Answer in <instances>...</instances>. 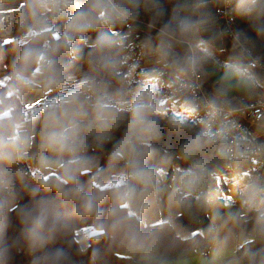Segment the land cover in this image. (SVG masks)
Returning a JSON list of instances; mask_svg holds the SVG:
<instances>
[{
	"label": "crops",
	"instance_id": "0c3cea01",
	"mask_svg": "<svg viewBox=\"0 0 264 264\" xmlns=\"http://www.w3.org/2000/svg\"><path fill=\"white\" fill-rule=\"evenodd\" d=\"M25 1L0 0V38L3 40L10 39L9 31L20 21V8ZM231 1L238 6V0ZM41 2L44 13L45 2ZM68 2L63 22L69 42L84 41L93 45V40L85 36L86 19L77 0ZM107 2L101 18L126 47L133 50L142 41L145 73H132L129 82L118 87L100 78L99 69L85 60L81 72L68 77L58 97L48 99L50 88L45 70L50 59L49 44L43 47L34 71L18 74L15 85L9 83L8 74L0 73V86L6 87L8 95L16 96L26 109L25 118L15 125L13 137L0 134V189L7 191L0 201V264H5L1 248L6 243L8 214L18 203L16 188L26 180L28 172L48 177L50 171L58 170L64 163L61 151L48 147L52 138L60 142L65 134L72 138L90 134L100 143L110 141L129 162L132 143L113 135L116 128L125 127L142 142L159 144L179 157L194 161L200 168L225 161V141L203 122L201 109L171 97V80L163 73L165 65L176 78L184 76L195 65L204 74L205 96L214 105L224 107L228 121L242 123L248 128L250 139L264 147V118L254 122L241 112L264 100V72L248 68L244 56L226 37L222 22L216 16L222 0H181L179 20L174 19L169 0ZM122 21L130 28L123 30ZM239 23L245 26L242 30L245 36L248 32L255 36L258 48L246 38L257 50L255 53L264 59V0H255L245 21L240 15ZM30 28L35 32L28 34L27 31L19 39L20 44L50 29L45 21ZM46 47L48 54H43ZM8 114L9 109H5L0 118ZM184 171L176 168L169 183L163 170L129 175L120 165H111L103 172L94 170L91 175L101 189L125 185V206L144 225L169 224L179 237L186 239L190 233L176 222L182 212L180 196H198L203 177ZM223 184L227 186V193ZM216 196L225 198L227 207L209 256L198 249L163 254L158 246L124 251L120 256L130 259L132 264H243L238 249L255 238V232L246 231L244 223L252 210L264 213V175L254 164L242 173L226 170L222 165L213 170L210 182L209 198ZM94 233L92 228L77 232L82 264H96L88 251V240ZM22 264H46V257L34 247H25ZM66 264L76 262L71 260Z\"/></svg>",
	"mask_w": 264,
	"mask_h": 264
},
{
	"label": "trees",
	"instance_id": "16d2710c",
	"mask_svg": "<svg viewBox=\"0 0 264 264\" xmlns=\"http://www.w3.org/2000/svg\"><path fill=\"white\" fill-rule=\"evenodd\" d=\"M169 1L174 19L179 20L181 0ZM254 1L238 0L237 10L242 21H245ZM77 4L86 19L85 36L93 40V45L84 41L69 42L63 21H57L50 29L20 44L19 39L28 29L43 22L49 14L47 10L42 13L41 0L25 1L20 8V21L9 31L10 39L0 38V73L9 75L11 85L16 84L18 74L34 71L46 42L50 54L45 70L50 88L48 99L58 97L68 77L81 72L85 60H90L99 69L100 78L108 84L120 87L129 82L131 74L136 72L133 53L138 51L137 45L133 50L126 47L119 35L112 33L101 18L104 8L108 7L107 0H77ZM122 27L123 30L130 28L125 21H122ZM240 28L245 30L243 24ZM246 37L255 48L259 47L254 35L248 32ZM5 109H9V114L0 118V134L10 138L15 134L16 123L25 118L26 109L16 96L8 95L6 87L0 86V113ZM113 135L132 143L129 162L110 141L100 143L90 134L79 138L65 134L60 139L63 165L56 171H50L48 177L39 172L27 173L26 180L16 188L17 206L8 214L6 243L1 248V259L5 264H22L25 247L36 248L48 259L59 253L62 264L71 260L82 264V247L77 240V232L84 228L96 231L88 240V251L96 264H132L120 253L150 246H158L163 254L198 249L204 256H209L217 226L227 207L225 198H209L213 170L229 162L231 171L242 173L253 164L251 159L236 157L200 168L194 161L179 157L159 144L142 142L125 127L116 128ZM111 165L125 167L129 175L163 170L168 183L176 168L190 170L203 177L198 196H180L182 212L176 222L191 236L182 239L169 224L147 226L131 215L125 206V185L106 189L97 187L91 173L94 170L103 172ZM222 187L227 193V186L223 184ZM6 195L7 191L1 188L0 201ZM40 205L47 207L49 219L54 217L57 220L56 231L49 232L45 228L39 234L33 233ZM244 229L254 231L255 238L238 249L239 259L243 264H264V213L252 210Z\"/></svg>",
	"mask_w": 264,
	"mask_h": 264
},
{
	"label": "built area",
	"instance_id": "2783aa9c",
	"mask_svg": "<svg viewBox=\"0 0 264 264\" xmlns=\"http://www.w3.org/2000/svg\"><path fill=\"white\" fill-rule=\"evenodd\" d=\"M49 14L43 21L51 27L57 21H64L68 9L67 0H44ZM216 16L222 22L224 33L244 56L247 67L252 70L264 72V59L259 57L250 45L244 32L240 28V14L237 6L231 0H222L216 9ZM138 51L133 54V67L137 73H145L142 67L144 44L141 40L137 43ZM164 75L170 77L169 91L173 99L197 105L202 111V120L212 127L216 135L225 141V160L229 161L239 156L251 159L254 167L264 175V147L253 142L248 133V128L239 122L228 121V111L224 107L214 105L204 94V74L192 65L188 72L179 78L172 75L168 65L163 67ZM249 120L259 122L264 118V100H259L241 111ZM241 151L238 152V148ZM226 170H231V164L226 162Z\"/></svg>",
	"mask_w": 264,
	"mask_h": 264
},
{
	"label": "clouds",
	"instance_id": "9594fccd",
	"mask_svg": "<svg viewBox=\"0 0 264 264\" xmlns=\"http://www.w3.org/2000/svg\"><path fill=\"white\" fill-rule=\"evenodd\" d=\"M54 121L55 117H53V122ZM48 147L58 151L63 150V144L57 141L55 138L50 139ZM57 227V220L54 217L49 219L47 207L43 205L38 206L32 229L33 233L39 234L45 228H47L49 232H54L56 231ZM46 264H62L61 254L57 253L50 259L46 258Z\"/></svg>",
	"mask_w": 264,
	"mask_h": 264
},
{
	"label": "rangeland",
	"instance_id": "374dc122",
	"mask_svg": "<svg viewBox=\"0 0 264 264\" xmlns=\"http://www.w3.org/2000/svg\"><path fill=\"white\" fill-rule=\"evenodd\" d=\"M69 8V7H68ZM45 9H46V6H45ZM48 23V22H47ZM48 27H51V25L48 23ZM35 32V29L34 28H30L29 30H28V34H31V33H34ZM46 45H48V43L46 42L45 44H44V47L46 46ZM43 54H48V49H47V47L44 49V51H43ZM184 172H186V173H189L190 175H195L193 172H189V171H184ZM214 186H215V183H214ZM85 229H87V228H85Z\"/></svg>",
	"mask_w": 264,
	"mask_h": 264
}]
</instances>
